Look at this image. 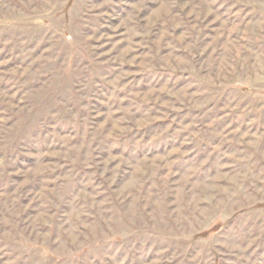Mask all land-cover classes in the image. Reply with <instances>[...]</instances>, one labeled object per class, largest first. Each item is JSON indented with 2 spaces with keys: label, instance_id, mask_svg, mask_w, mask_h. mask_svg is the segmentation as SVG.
I'll return each instance as SVG.
<instances>
[{
  "label": "rangeland",
  "instance_id": "rangeland-1",
  "mask_svg": "<svg viewBox=\"0 0 264 264\" xmlns=\"http://www.w3.org/2000/svg\"><path fill=\"white\" fill-rule=\"evenodd\" d=\"M0 264H264V0H0Z\"/></svg>",
  "mask_w": 264,
  "mask_h": 264
}]
</instances>
